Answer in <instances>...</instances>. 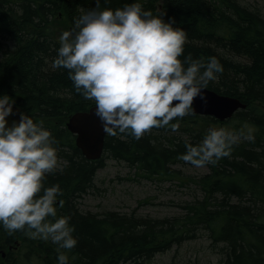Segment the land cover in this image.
Segmentation results:
<instances>
[{
  "label": "trees",
  "instance_id": "trees-1",
  "mask_svg": "<svg viewBox=\"0 0 264 264\" xmlns=\"http://www.w3.org/2000/svg\"><path fill=\"white\" fill-rule=\"evenodd\" d=\"M134 2L187 34L182 62L189 56L219 61L223 72L207 88L246 105L225 123L234 131L251 127L255 142L241 140L230 157L206 165L205 174L183 177L174 166L187 164L179 159L185 144H200L216 123L192 114L171 122L179 124L177 131L170 125L153 128L140 140L107 134L101 158L86 160L66 123L95 102L77 92L69 70L51 65L60 46L55 34L60 20L72 30L95 0H0V96H9L55 140L58 168L46 175L44 187L59 184L57 218L70 217L74 228L77 244L66 252L68 264H147L200 236L218 255L217 264H264V15L238 0H101L97 11ZM105 159L124 163L143 179H179L199 196L185 201L181 214L163 219L83 212L79 200L95 188ZM57 247L21 231L9 234L0 224V264H58Z\"/></svg>",
  "mask_w": 264,
  "mask_h": 264
},
{
  "label": "clouds",
  "instance_id": "clouds-1",
  "mask_svg": "<svg viewBox=\"0 0 264 264\" xmlns=\"http://www.w3.org/2000/svg\"><path fill=\"white\" fill-rule=\"evenodd\" d=\"M100 2L62 32L51 67L69 70L77 92L95 102L106 134L140 140L153 128L170 125L177 131L179 124L171 122L194 113V100H205L202 90L219 79L223 67L215 57L182 62L187 34L173 27L175 21L142 10L141 3L97 11ZM9 99L0 96V224L9 234L21 231L32 240L51 241L58 246V264H68L66 252L77 244L74 228L70 217L57 218L59 184L44 187L46 175L58 168L55 140L23 114L8 126L14 104ZM253 132L248 126L212 127L200 144L186 143L179 159L196 168L215 166L241 140L254 143Z\"/></svg>",
  "mask_w": 264,
  "mask_h": 264
},
{
  "label": "rangeland",
  "instance_id": "rangeland-1",
  "mask_svg": "<svg viewBox=\"0 0 264 264\" xmlns=\"http://www.w3.org/2000/svg\"><path fill=\"white\" fill-rule=\"evenodd\" d=\"M238 1L241 5L264 15V0ZM69 30L66 20H60L55 34L60 37L62 32ZM212 127L230 129L225 122L210 124L209 129ZM103 161L104 166L95 176V188L79 200V208L83 212L132 213L145 218L163 219L181 214L185 201L199 196L194 186L179 179L151 181L136 176V170L130 169L124 163L110 159ZM174 168L179 170L183 177H198L208 170L206 166L196 168L187 164H177ZM217 261L218 255L209 247L206 237L200 236L196 240L156 255L147 264H217Z\"/></svg>",
  "mask_w": 264,
  "mask_h": 264
},
{
  "label": "water",
  "instance_id": "water-1",
  "mask_svg": "<svg viewBox=\"0 0 264 264\" xmlns=\"http://www.w3.org/2000/svg\"><path fill=\"white\" fill-rule=\"evenodd\" d=\"M205 100L197 97L193 102V115L210 117L223 123L230 120L238 111L244 110L246 105L238 98L220 95L208 88L202 90ZM13 115L7 117L8 126L13 121L19 122L21 111L13 105ZM66 128L75 137V145L83 157L88 161H97L104 150L106 133L103 125L95 115V105L84 112H77L70 116Z\"/></svg>",
  "mask_w": 264,
  "mask_h": 264
},
{
  "label": "bare ground",
  "instance_id": "bare-ground-1",
  "mask_svg": "<svg viewBox=\"0 0 264 264\" xmlns=\"http://www.w3.org/2000/svg\"><path fill=\"white\" fill-rule=\"evenodd\" d=\"M212 91H214V90H212ZM215 92V91H214ZM217 93V92H216ZM219 94V93H218ZM220 95H222V94H220ZM226 96V95H225ZM229 97H231V96H229ZM233 98H237V97H233Z\"/></svg>",
  "mask_w": 264,
  "mask_h": 264
}]
</instances>
